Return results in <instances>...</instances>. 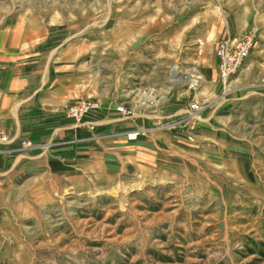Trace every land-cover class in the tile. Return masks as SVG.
<instances>
[{
	"label": "rangeland",
	"instance_id": "374dc122",
	"mask_svg": "<svg viewBox=\"0 0 264 264\" xmlns=\"http://www.w3.org/2000/svg\"><path fill=\"white\" fill-rule=\"evenodd\" d=\"M0 29L31 37L28 84L48 64L67 91L55 140L1 148L0 264H264V0H0Z\"/></svg>",
	"mask_w": 264,
	"mask_h": 264
},
{
	"label": "crops",
	"instance_id": "0c3cea01",
	"mask_svg": "<svg viewBox=\"0 0 264 264\" xmlns=\"http://www.w3.org/2000/svg\"><path fill=\"white\" fill-rule=\"evenodd\" d=\"M27 38L31 37H28L24 31L0 29V133H4L10 141L19 136L27 141L55 140L60 131V118L66 119L64 110L59 108L60 91H66V89L60 86L58 76L51 74L53 67L47 62L45 67H41L46 70L45 73L40 74L42 80H39L36 85L28 84L26 78L33 74L32 69L35 65L27 67L31 66V64L27 65L28 61H34V56L26 53ZM29 43L30 46L33 44L32 41ZM52 49L56 51L54 53H57L58 44L52 46ZM28 68H30L29 71ZM132 90H127L125 95H131ZM112 120L111 117L104 115V118L99 119L98 129L103 131L111 125L118 127L117 123H111ZM67 133L69 134V130ZM6 141L0 140V152ZM37 147L32 145L25 148L24 152L35 154Z\"/></svg>",
	"mask_w": 264,
	"mask_h": 264
},
{
	"label": "built area",
	"instance_id": "2783aa9c",
	"mask_svg": "<svg viewBox=\"0 0 264 264\" xmlns=\"http://www.w3.org/2000/svg\"><path fill=\"white\" fill-rule=\"evenodd\" d=\"M250 48V39H245L239 42L235 47L231 48L230 42H223L216 49L215 54L219 60L218 69L222 77H226L230 72H233L237 69L247 57L248 51ZM157 91L156 88L150 87L145 89L142 94V97H139L138 101L139 106H153L157 100ZM96 104L89 100L83 99L69 106L66 111V115L72 118L75 121H80L81 118L89 112V109L94 108ZM200 105L197 101L191 100L188 102L187 111L189 114H196L200 110ZM123 117H132L134 116V106H124L117 105L115 108ZM162 128L158 126L157 129ZM137 134V132H136ZM130 136V135H129ZM1 140H5L6 137H1Z\"/></svg>",
	"mask_w": 264,
	"mask_h": 264
},
{
	"label": "bare ground",
	"instance_id": "6f19581e",
	"mask_svg": "<svg viewBox=\"0 0 264 264\" xmlns=\"http://www.w3.org/2000/svg\"><path fill=\"white\" fill-rule=\"evenodd\" d=\"M192 76H195V75H190V77H192ZM225 78V77H224ZM170 83L171 82H174V80L173 79H170V80H168ZM149 88V87H148ZM155 88V87H154ZM156 91H157V89H156ZM158 94V93H157ZM161 99V97H159L158 95H157V100L159 101ZM158 102L156 101L155 103H153L152 105L153 106H149V108H152V107H154L156 104H157ZM139 107H141V106H139ZM134 112H135V114H134V116H137L138 114H139V112H140V110H137L136 111V108H134ZM136 132H138V129H135V131H132V132H130V134H128V135H130V137H134V136H136ZM6 137V136H5ZM6 140V139H5ZM4 140V141H5Z\"/></svg>",
	"mask_w": 264,
	"mask_h": 264
}]
</instances>
